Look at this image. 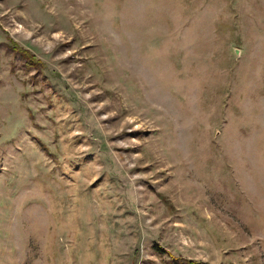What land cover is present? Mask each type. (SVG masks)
Segmentation results:
<instances>
[{
	"label": "rangeland",
	"instance_id": "1",
	"mask_svg": "<svg viewBox=\"0 0 264 264\" xmlns=\"http://www.w3.org/2000/svg\"><path fill=\"white\" fill-rule=\"evenodd\" d=\"M156 246L264 264V0H0V264Z\"/></svg>",
	"mask_w": 264,
	"mask_h": 264
},
{
	"label": "trees",
	"instance_id": "2",
	"mask_svg": "<svg viewBox=\"0 0 264 264\" xmlns=\"http://www.w3.org/2000/svg\"><path fill=\"white\" fill-rule=\"evenodd\" d=\"M20 52L22 55H26L27 53L25 50H20ZM29 61H30L29 63L32 64L33 61L32 62L31 60ZM156 251L158 254H161L163 252L167 253L168 258L164 261V264H198L199 263L191 259L182 258L181 256H174L157 246H156Z\"/></svg>",
	"mask_w": 264,
	"mask_h": 264
}]
</instances>
